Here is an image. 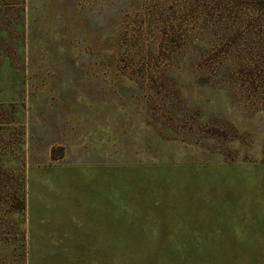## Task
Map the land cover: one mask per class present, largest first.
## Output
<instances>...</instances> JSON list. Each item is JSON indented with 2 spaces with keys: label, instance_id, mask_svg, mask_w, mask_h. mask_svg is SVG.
Here are the masks:
<instances>
[{
  "label": "rangeland",
  "instance_id": "1",
  "mask_svg": "<svg viewBox=\"0 0 264 264\" xmlns=\"http://www.w3.org/2000/svg\"><path fill=\"white\" fill-rule=\"evenodd\" d=\"M255 3L0 0V264H264Z\"/></svg>",
  "mask_w": 264,
  "mask_h": 264
},
{
  "label": "trees",
  "instance_id": "2",
  "mask_svg": "<svg viewBox=\"0 0 264 264\" xmlns=\"http://www.w3.org/2000/svg\"><path fill=\"white\" fill-rule=\"evenodd\" d=\"M254 8L253 9H256V10H258V11H260L261 13H263L264 14V0H256V3L254 4V6H253ZM103 10V9H102ZM116 13H117V11H116ZM118 14V13H117ZM98 18H102V16H103V14L102 15H100V13H98ZM116 17H117V15H116ZM114 25H112V26H107V24H103L102 23V25L100 26V35L101 36H105L106 35V33H105V31L107 30V29H109V30H113L114 29V27H113Z\"/></svg>",
  "mask_w": 264,
  "mask_h": 264
}]
</instances>
